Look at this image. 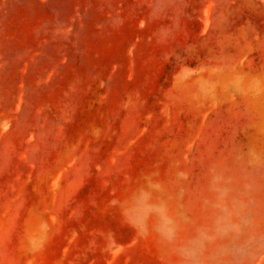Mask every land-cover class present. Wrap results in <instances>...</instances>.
<instances>
[{"label": "rangeland", "instance_id": "374dc122", "mask_svg": "<svg viewBox=\"0 0 264 264\" xmlns=\"http://www.w3.org/2000/svg\"><path fill=\"white\" fill-rule=\"evenodd\" d=\"M0 264H264V0H0Z\"/></svg>", "mask_w": 264, "mask_h": 264}]
</instances>
